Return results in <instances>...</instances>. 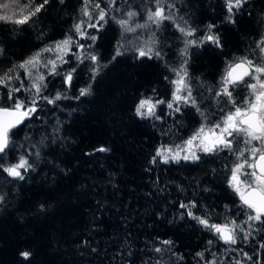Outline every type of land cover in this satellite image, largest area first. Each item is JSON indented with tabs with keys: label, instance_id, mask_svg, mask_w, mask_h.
Here are the masks:
<instances>
[{
	"label": "trees",
	"instance_id": "16d2710c",
	"mask_svg": "<svg viewBox=\"0 0 264 264\" xmlns=\"http://www.w3.org/2000/svg\"><path fill=\"white\" fill-rule=\"evenodd\" d=\"M39 3L43 0H31L30 6ZM160 3L172 19L158 27L147 18L156 0H116L107 8L104 27L87 29L88 35L97 36L91 49L90 39L74 37L107 67H101L93 80L91 61L80 63L76 55L68 54V63L58 70L77 69L71 87L63 83L62 75H47L42 93L51 98L60 92L67 98L55 104L38 99L37 112L12 130V144L0 154V164L16 163L25 156L33 168L24 173L23 180L15 181L0 170L4 197L0 201V264H264V221H249L250 210L238 204L227 184L234 162H222L210 154L197 161L165 164L157 158L151 162L158 148L173 150L171 144L183 143L200 121L216 115L212 93L219 84L217 77L234 58L255 55L260 49L264 0H246L234 12V23L226 19L225 0ZM82 4L83 0H49L28 24L0 21V76L70 34L78 19H87L80 12ZM101 6L107 7V0ZM129 11L137 13L129 21L131 26L147 27L124 34L116 20L127 18ZM210 24L221 46L206 41L188 45L186 55L182 54L186 40H203ZM176 25L195 32L185 37ZM128 41L136 46L147 42L161 56L137 59ZM118 42L130 50L112 60ZM72 52L79 54L80 49L73 47ZM181 65L187 68L199 111L179 102L173 109L167 107L173 91L170 81L176 79L172 70ZM9 75L13 79L0 85V107L12 106L10 88L21 83L30 87L23 69L16 68ZM88 85L90 94L76 99ZM14 96L33 98L23 90ZM148 97L165 101L156 108L160 119L135 115L136 104ZM190 202L196 204L193 214L208 218L210 224L234 220L240 226L237 243L226 244L189 217L188 209L180 204ZM165 240L171 244H163ZM157 247L162 251L157 253ZM22 252L30 256L25 258Z\"/></svg>",
	"mask_w": 264,
	"mask_h": 264
},
{
	"label": "snow or ice",
	"instance_id": "6c2138e0",
	"mask_svg": "<svg viewBox=\"0 0 264 264\" xmlns=\"http://www.w3.org/2000/svg\"><path fill=\"white\" fill-rule=\"evenodd\" d=\"M102 2L103 0H95V3H93V0H83L80 12L82 17H86L87 19H78L77 22L71 26V33L67 34L62 40L55 41L39 49L23 62L14 65L4 76H0V85H7V82L13 79V76L9 75V73L19 68L23 69L24 74L31 80L29 88H25L24 84L21 83L20 87L9 89L8 99L12 102V107H0V154H4L9 150L12 144V130L37 112L38 99L45 100L48 104H55L56 101L67 98L60 92H57L56 95L51 98L43 96L42 93L47 88L45 83L47 75H62L63 83L71 87L77 69L71 68L64 73L58 70L61 65L68 63L65 59L68 54L71 53L76 55V59L80 63H83L85 60L91 61L93 66L89 70L93 80L99 74L101 67H107V65H101L98 55L87 52L85 46L81 44L78 39L74 38L87 37L92 41V44L88 45V48L91 49L93 47L97 40V36L88 35L87 29L92 28L99 31L103 28L108 19L107 8L114 6L116 0H107V7H102ZM245 2L246 0H225L229 13L226 19H228L229 22H235L232 19L234 12L239 11ZM48 3L49 0H43V3L31 7V0H29L28 4H21L20 0H4V2L0 3V10H3L0 12V21L12 23L17 26L28 24L32 21L33 17H36L37 14L42 12ZM61 3H63V0H61ZM168 7L174 6L168 5ZM121 14L124 15L123 13ZM136 15V12L129 11L126 14L127 18L116 20V23L120 26L124 34H135L137 29L147 27L146 24H136L135 27L130 25L129 21ZM147 18L148 21H151L158 27L162 21L172 19L170 15L165 14V7L160 3V0H156L154 11L151 9L148 11ZM113 19H115V17H113ZM176 27L185 37H191L195 32V29H186L180 25H176ZM213 27L214 25H208L209 34L205 35L203 40H186V47L181 50V53L186 55V48L188 45L202 44L206 41L220 47V38L211 33ZM128 43L133 45L131 50L136 53L135 58L137 59L141 57L151 58L153 55L156 57L161 56V53L154 50L147 42L140 43L139 46H136L132 41H128ZM152 44H155V41H152ZM260 45V51L264 53V38H262ZM73 47L80 49V53H73ZM128 50L130 49L125 48L123 44L118 42L116 53L112 57V60L122 55L123 51ZM2 52L3 49L0 48V53ZM44 53H56L55 59L46 58ZM110 62L111 61H109V63ZM186 64L187 61L185 60L184 65ZM184 65H181L179 70H172L176 73L177 78L170 81L173 85V91L172 99L167 102V107L173 109L174 103L179 102L185 105L191 104L199 111V106L197 105L196 99L193 98L192 88L187 79V68ZM39 68H43L46 71L43 73L37 72L35 76H33L32 70ZM15 79L19 80L20 76L17 75ZM248 80L253 82L248 83ZM240 84L247 85L249 97L245 98L242 106L236 107V102L232 99L231 88ZM219 86L220 91L216 92L215 95L217 97L227 96L228 102L233 104L234 111H229L226 115H223L222 119L210 128L201 124V126L184 141V147L180 145L176 146V151L163 146L158 148L151 162L156 163L157 158H160L165 164L170 161L178 162L181 159L185 161H197L200 159L198 152L211 154L222 149L235 151L237 162L234 163L230 169L231 175L227 178L228 186L239 196L242 205L250 210L251 214L248 215L249 221H264V60L259 63H254L253 60L247 57H241L237 61L229 63L224 74L221 76ZM21 90L27 92L33 98L28 101L27 98L20 99L14 96V93H19ZM32 90H34V92ZM90 91L91 85L81 88L79 90V96L75 98L79 99L82 96L89 95ZM182 93L186 94L182 95ZM163 103H165L164 100L156 99L154 101L152 97L140 99L135 106V115L142 119L148 117L160 119L161 117L156 115V108ZM175 111L179 112L180 108L177 106ZM201 115H203V113H201ZM237 136H242L244 138L245 147L243 149H235L233 141ZM98 151H108V149L100 148ZM32 168L33 164L29 163L28 158L25 156H20L18 162L8 166L0 164V170L7 173V176L11 177L13 181L23 180L25 178L24 173H27ZM3 199L4 197L0 195V201ZM195 207L196 204L194 202L180 204V208L188 209L187 215L189 217L196 220L198 224L213 231L220 240H223L226 244L237 243L236 230L240 228V226L236 224L234 220L225 224H210L208 218L195 216L193 214L191 209ZM247 237L248 233L245 234L244 239H247ZM162 243L169 245L171 241L165 240L162 241ZM211 243H213V241H209V244ZM261 247H264V245H261ZM155 251L159 253L162 249L157 247ZM20 255L27 258L30 256V253L22 252ZM197 256L203 257V253H197ZM249 259H251V257H249ZM208 264H213V262H208ZM237 264H240V262L237 261Z\"/></svg>",
	"mask_w": 264,
	"mask_h": 264
},
{
	"label": "flooded vegetation",
	"instance_id": "af4514ba",
	"mask_svg": "<svg viewBox=\"0 0 264 264\" xmlns=\"http://www.w3.org/2000/svg\"><path fill=\"white\" fill-rule=\"evenodd\" d=\"M241 57H247L248 59L253 60L254 63H259V62L262 61L261 57L259 55L242 54V55L234 58L233 60H231L230 63L237 61ZM227 66L225 67V70H226ZM225 70H224V72H225ZM224 72L220 73L219 76L217 77V79L219 80V84L216 85V88H215L216 90H214L213 93H212V95L215 96V102L217 103V107H218V110H216V112H215L216 115L214 117H211V119H208L207 121L206 120L205 121H200V123H198V125L191 131V133L186 138V140L190 137V135H192L201 126V124H204V125H206L207 127L210 128L212 125L218 123L222 119L223 115H226L229 111H234L233 104L228 102V97L227 96H219V97H217L215 95L216 92L220 91V86H219L220 85V79H221V76L224 74ZM252 82L253 81L248 80V83H252ZM231 91H232V99H233V101L236 102V105H235L236 107L242 106L244 104L245 98L249 97V90H248L246 84H240L238 86H235V87L231 88ZM192 95H193V97H195L194 94H192ZM233 143H234V146H235L236 150H240V149H243L245 147L244 138L242 136L235 137ZM203 154H205V153L198 152L199 156H201ZM210 157L213 158V159H219L222 162H223V160L231 161V162H234V163L237 162L236 152L235 151H229L227 149H222V150H220L218 152L211 153ZM233 165L234 164H232L230 167L232 168ZM230 175H231V171H229V173H228L226 178L230 177ZM231 192L233 193L234 198L235 199L237 198L239 200L238 204H242L240 202L239 196L232 189H231ZM229 205H235V203H232V204L229 203Z\"/></svg>",
	"mask_w": 264,
	"mask_h": 264
},
{
	"label": "rangeland",
	"instance_id": "374dc122",
	"mask_svg": "<svg viewBox=\"0 0 264 264\" xmlns=\"http://www.w3.org/2000/svg\"><path fill=\"white\" fill-rule=\"evenodd\" d=\"M209 34V33H208ZM56 41H58V40H56ZM55 42V41H54ZM53 42V43H54ZM52 44V43H51ZM255 55H259L260 57H261V60H264V53H261V51H260V49L258 50V51H256L255 52ZM44 56L46 57V58H48V59H55V56H56V53H44ZM44 70L45 69H43V68H39V69H36V70H32L33 71V76H35V74L37 73V72H44ZM27 78H29V77H27ZM177 78V77H176ZM28 84L30 85L31 84V80L29 79L28 80ZM34 91V90H33ZM191 136V135H190ZM186 141V140H185ZM181 147H184V142L183 143H181V144H179ZM176 146L177 145H172L171 144V147L173 148V151H176ZM13 164V163H12ZM8 165H10V164H8ZM8 165H6V166H8Z\"/></svg>",
	"mask_w": 264,
	"mask_h": 264
},
{
	"label": "water",
	"instance_id": "95a60500",
	"mask_svg": "<svg viewBox=\"0 0 264 264\" xmlns=\"http://www.w3.org/2000/svg\"><path fill=\"white\" fill-rule=\"evenodd\" d=\"M2 107H12V106H2ZM25 122V121H24Z\"/></svg>",
	"mask_w": 264,
	"mask_h": 264
}]
</instances>
